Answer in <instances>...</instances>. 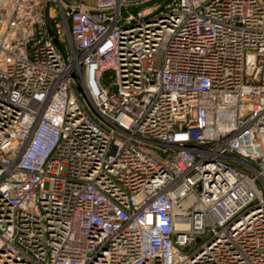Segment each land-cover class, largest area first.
<instances>
[{
	"label": "built area",
	"instance_id": "1",
	"mask_svg": "<svg viewBox=\"0 0 264 264\" xmlns=\"http://www.w3.org/2000/svg\"><path fill=\"white\" fill-rule=\"evenodd\" d=\"M0 264H264V0H0Z\"/></svg>",
	"mask_w": 264,
	"mask_h": 264
},
{
	"label": "water",
	"instance_id": "2",
	"mask_svg": "<svg viewBox=\"0 0 264 264\" xmlns=\"http://www.w3.org/2000/svg\"><path fill=\"white\" fill-rule=\"evenodd\" d=\"M63 3H65V0H61ZM69 10L73 11L74 9L72 7L69 8ZM46 19H47V22L49 21L48 19V7L46 9ZM78 90H80V87H78Z\"/></svg>",
	"mask_w": 264,
	"mask_h": 264
},
{
	"label": "crops",
	"instance_id": "3",
	"mask_svg": "<svg viewBox=\"0 0 264 264\" xmlns=\"http://www.w3.org/2000/svg\"><path fill=\"white\" fill-rule=\"evenodd\" d=\"M92 2V0H89V1H85L84 3L87 5V4H90Z\"/></svg>",
	"mask_w": 264,
	"mask_h": 264
},
{
	"label": "rangeland",
	"instance_id": "4",
	"mask_svg": "<svg viewBox=\"0 0 264 264\" xmlns=\"http://www.w3.org/2000/svg\"><path fill=\"white\" fill-rule=\"evenodd\" d=\"M76 1L84 3L85 1H89V0H76Z\"/></svg>",
	"mask_w": 264,
	"mask_h": 264
}]
</instances>
